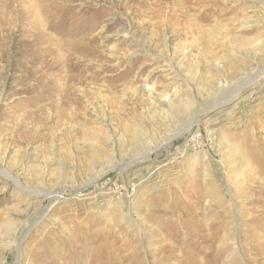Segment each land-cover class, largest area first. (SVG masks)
Returning a JSON list of instances; mask_svg holds the SVG:
<instances>
[{
  "label": "rangeland",
  "instance_id": "obj_1",
  "mask_svg": "<svg viewBox=\"0 0 264 264\" xmlns=\"http://www.w3.org/2000/svg\"><path fill=\"white\" fill-rule=\"evenodd\" d=\"M263 73L264 0H0V264H264Z\"/></svg>",
  "mask_w": 264,
  "mask_h": 264
},
{
  "label": "bare ground",
  "instance_id": "obj_2",
  "mask_svg": "<svg viewBox=\"0 0 264 264\" xmlns=\"http://www.w3.org/2000/svg\"><path fill=\"white\" fill-rule=\"evenodd\" d=\"M195 3V2H194ZM141 4V3H140ZM184 6V5H183ZM181 10V9H180ZM204 15V14H203ZM192 18V17H191ZM36 22V21H35ZM47 22V21H46ZM39 24H40V22H38ZM50 23H51V21H50ZM42 24V23H41ZM48 24H49V22H48ZM36 25V24H35ZM44 25V26H43ZM37 28H38V26H36ZM39 27H40V25H39ZM41 27H43V29L45 30V33H46V35L44 36L45 37V39H46V42L47 41H49V42H52L53 43V41L55 42V40H57L56 39V37H55V35H53L52 34V30L50 31L51 33H48L47 32V30H49V28H47L48 26L47 25H45V24H42V26ZM49 27H51V26H49ZM36 28V29H37ZM47 28V29H46ZM39 29H41V28H39ZM55 32H56V34L58 35V34H60V36H62L61 34H62V29H60V30H54ZM73 31V33L75 32V30L73 29L72 30ZM72 31H70V32H68L69 33V35H66V36H70V37H72L71 35L73 34L72 33ZM54 33V32H53ZM55 34V33H54ZM43 37V38H44ZM69 37V38H70ZM42 38V39H43ZM60 39V38H59ZM71 40V39H70ZM60 41H61V39H60ZM69 41V40H68ZM75 41V40H74ZM42 42V41H41ZM44 43V42H43ZM57 43V41L55 42V44ZM70 43V42H69ZM73 43V42H72ZM46 44H48V43H46ZM59 44V43H58ZM36 45V44H35ZM48 46H50V45H48ZM52 46V45H51ZM64 46H65V43H64ZM66 46H68V44L66 45ZM74 47V46H73ZM46 48V47H45ZM50 48V47H49ZM55 48V47H54ZM58 48H60V47H58ZM47 49V48H46ZM63 49V48H62ZM68 49V48H67ZM66 49V50H67ZM70 49H72V47L70 48ZM74 49H76V48H74ZM43 50V49H42ZM59 51V50H58ZM72 51V50H71ZM51 52V51H50ZM65 52H67V51H65ZM39 53H41V51L39 52ZM48 53V52H47ZM46 53V54H47ZM55 53V52H54ZM53 53V54H54ZM61 53V52H60ZM60 53H58V54H60ZM68 53V52H67ZM57 54V55H58ZM45 55V54H44ZM70 55V54H69ZM38 56H39V54H38ZM46 56V55H45ZM61 57H62V55H60ZM67 56V55H66ZM66 56H63V57H65L66 58ZM40 57V56H39ZM43 57V56H42ZM68 57V56H67ZM71 57V56H70ZM44 58V57H43ZM53 58V57H52ZM52 58H49V60L50 59H52ZM64 58V59H65ZM39 59H41V58H39ZM45 60V59H44ZM56 60V59H55ZM66 60V59H65ZM64 60V61H65ZM68 61V60H67ZM58 62V61H57ZM41 64V63H40ZM43 64V63H42ZM66 64V63H65ZM71 64V63H70ZM48 65V64H47ZM63 65V64H62ZM61 65V66H62ZM77 65V64H76ZM45 66H46V64H45ZM55 66V65H54ZM56 66H58V65H56ZM67 66V65H66ZM63 67V66H62ZM70 68H71V66H69ZM42 68V67H41ZM55 68V67H54ZM57 68V67H56ZM58 69V68H57ZM42 69H40V71H41ZM46 70V69H45ZM65 70V69H64ZM73 70V69H72ZM76 70H77V67H76ZM49 71V70H48ZM57 71V70H56ZM61 71V70H60ZM53 72V71H52ZM70 72V71H69ZM72 72V71H71ZM62 73V72H61ZM68 73V72H67ZM74 73V72H73ZM59 75V74H58ZM46 76V75H45ZM49 76V75H48ZM56 75H54V77H55ZM54 77L53 76H51V77H49V80L51 81V80H53L54 79ZM46 78V77H45ZM257 79H258V81L257 80H251L252 82H250L249 80L248 81H246V82H244L242 85H237V88L235 89V93H236V97L238 98V99H240L241 97H243L244 95H241V93H242V91L243 90H245V89H248L249 87L250 88H253V85H254V87H257V88H262V86L264 85V73L263 74H261V75H258L257 77H256ZM77 79V78H76ZM48 80V79H47ZM68 80V79H67ZM57 81V80H56ZM73 81V80H72ZM60 82V81H59ZM58 82V83H59ZM49 83V82H48ZM50 84V83H49ZM53 85V84H52ZM216 85V84H215ZM48 86V85H47ZM50 86V85H49ZM57 87V86H56ZM47 89V88H46ZM58 89V88H57ZM63 89V88H62ZM62 89H61V91H62ZM66 90V89H65ZM48 91V90H47ZM244 92V91H243ZM40 93V92H39ZM63 94V93H62ZM233 94V93H232ZM242 94H244V93H242ZM225 95H227V94H225ZM222 96V95H221ZM234 96V97H235ZM234 97H232V99L234 98ZM231 98L230 99H227V100H225V102H222V103H219V104H217L216 105V103H213L209 108H213V107H219V106H225V105H227L228 103H229V101H231L232 100ZM222 100V99H221ZM49 102V101H48ZM69 102V101H68ZM205 108V107H204ZM201 109V108H200ZM196 110V109H195ZM200 111V110H199ZM29 116V115H28ZM197 124H198V121H197V119L196 118H193V119H191L190 120V122H188V124L186 125V127L181 131V133L180 134H182V136H186V134L188 133V132H190L191 130H193L195 127H197L198 128V126H197ZM42 126H43V124H42ZM196 134V133H195ZM176 136V135H175ZM174 136V137H175ZM172 137V136H171ZM12 139V138H11ZM172 139H174L173 137H172ZM196 139V138H195ZM170 140V139H169ZM191 140V139H190ZM205 141V140H204ZM141 149V148H140ZM149 156V154L147 153V155H145V156H143V155H140L139 157H134V159H132L130 162H132V161H136V162H139V161H143V160H147V158H149L148 157ZM122 162V161H121ZM125 162V161H124ZM128 163V162H127ZM127 163H125V165L127 164ZM61 165V164H60ZM124 165V164H123ZM125 167V166H124ZM103 170H104V172H103ZM114 170V168L113 167H108V168H102L101 170H100V172L99 173H97L96 174V176L92 179V181L90 182V183H87V184H85L83 187H81V188H77V189H74L73 187L72 188H58V190H56V191H53V192H49V193H46V194H44L43 193V191H34V192H32L34 195H36V196H39V195H41V197L44 199V200H46L47 201V205L41 210V212H40V214H38V216H36L35 217V220H34V222L32 223V225H30V226H28V228L24 231V233H23V235H22V238L24 237V236H26V234L28 233V231L31 229V227L34 225V224H36L42 217H45V215H46V213L48 212V210L54 205V204H56L57 203V200L59 199V198H62L63 197V193L65 194V193H68V192H77L76 193V196H84L85 197V195L84 194H82L84 191V189H86L88 186H90V185H95V183L97 182V181H99V180H101L104 176H106L107 174H109L110 172H112ZM115 171V170H114ZM120 176H121V174H120ZM120 178V177H119ZM122 180V179H121ZM124 184H125V182H123ZM16 185H18V184H16ZM80 186V185H79ZM82 186V185H81ZM97 186V185H96ZM135 186V185H134ZM78 187V186H77ZM125 187V188H124ZM124 187L122 188V187H120L121 188V192L123 193V195L126 193V191L127 190H129L130 188L133 190V187H131V186H129V185H124ZM20 188H21V186H20ZM92 188V187H91ZM94 190V189H93ZM98 190V189H97ZM92 191V190H91ZM90 191V192H91ZM115 191V190H114ZM128 192V191H127ZM29 193H30V191H29ZM43 193V194H42ZM133 194V193H132ZM89 198H87V200H88ZM42 203V202H41ZM54 212V211H53ZM43 219V218H42ZM16 264H19V260H18V262L16 263Z\"/></svg>",
  "mask_w": 264,
  "mask_h": 264
},
{
  "label": "built area",
  "instance_id": "obj_3",
  "mask_svg": "<svg viewBox=\"0 0 264 264\" xmlns=\"http://www.w3.org/2000/svg\"><path fill=\"white\" fill-rule=\"evenodd\" d=\"M197 135H198V134H195V137H197ZM200 144H201V146H203V147L205 146V144L203 143V141H202V143H200Z\"/></svg>",
  "mask_w": 264,
  "mask_h": 264
}]
</instances>
